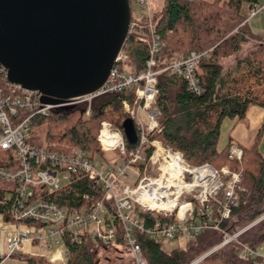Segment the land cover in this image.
I'll use <instances>...</instances> for the list:
<instances>
[{"label": "built area", "instance_id": "1", "mask_svg": "<svg viewBox=\"0 0 264 264\" xmlns=\"http://www.w3.org/2000/svg\"><path fill=\"white\" fill-rule=\"evenodd\" d=\"M130 3L143 13L139 19H131L129 34L136 33V38L149 46V57L140 72L128 68L129 55L124 45L106 82L96 92L52 104L45 103L39 92L10 83L0 65V150L8 151L12 158V167L0 168V187L4 183L16 184L15 192H8L1 201L12 203L11 220L7 222L0 215L1 224L10 225L2 234L3 241L8 240L2 261L15 255L37 256L34 249H38L47 255L44 258L48 262L66 264L69 245L81 243L85 236L107 246L113 244L117 231L106 219L107 204L112 203L135 263L148 264L137 243L136 230L157 243L183 240L188 244L208 229L220 230L221 220L229 218L232 209L240 204V193L244 191L241 172L227 167L218 170L209 164L192 166L181 152L150 138L152 133L162 131L161 111L156 106L159 74L180 76L190 91L200 94L197 68L208 52L191 51L159 68L163 45L153 29L152 0ZM261 9H253L250 18ZM120 93L128 94L122 100L121 115L133 120L136 143L130 144L124 130L109 121L102 122L98 135L103 156L77 147L53 148L44 141L40 146L33 140V117L86 106L84 114L89 118L95 99ZM110 152H117L115 158L106 157ZM230 156L241 161L243 151L235 145ZM75 174H84L100 185L102 198L88 208L73 211L35 198L39 188L52 193L67 185ZM146 215L152 220L149 226ZM244 232L245 229L234 236L225 234L219 247L238 241ZM240 245L243 260L261 255L246 244Z\"/></svg>", "mask_w": 264, "mask_h": 264}, {"label": "trees", "instance_id": "2", "mask_svg": "<svg viewBox=\"0 0 264 264\" xmlns=\"http://www.w3.org/2000/svg\"><path fill=\"white\" fill-rule=\"evenodd\" d=\"M262 6L261 0H162L159 13L153 15V29L163 45L159 68L191 51L208 52V56L201 59L197 68L202 86L200 94L190 91L180 76L169 72L159 74L156 106L161 111L162 131L152 133L150 138L181 152L192 166L209 164L218 170L227 167L241 172L244 191L230 217L221 220L220 230L208 229L184 248L168 252L164 244L136 230L137 243L148 264H192L214 250L197 264H264L262 255L247 260L240 258V242L258 253L264 245V219L246 230L238 241L219 247L225 234L234 236L264 216V155L260 149L264 128L251 146H239L243 151L241 161L230 156L235 146L231 133L227 145L219 148L226 120L233 122L234 127L246 119L251 107L264 106V38L255 35L249 25L251 11ZM134 20L132 18V22ZM135 34H129L124 45L129 55L128 67L140 72L149 57V46L140 42ZM251 40L257 41L259 47L244 57L239 56L243 45ZM233 56L235 61L227 64L226 60ZM127 96V93H120L95 99L89 118L84 114L86 106L54 111L46 117L35 116L32 119L33 140L43 145L38 129L47 126L45 141L53 148L59 145L100 152L101 124L109 121L123 129L127 118L121 115V103ZM9 159H12L9 152L0 150V168L12 167ZM15 189L14 183H4L0 187V215L7 222L11 220L12 203L1 201ZM102 196L100 185L84 174H75L67 185L52 193L39 188L35 198L73 211L90 207ZM107 206V224L117 231L115 242L107 246L85 236L81 243L69 245L66 264H136L125 244L123 225L114 216V206L112 203ZM214 208L217 209L216 205ZM215 213L219 216L217 211ZM145 217L149 226L152 220L148 215ZM15 256L27 264H52L41 256Z\"/></svg>", "mask_w": 264, "mask_h": 264}, {"label": "water", "instance_id": "3", "mask_svg": "<svg viewBox=\"0 0 264 264\" xmlns=\"http://www.w3.org/2000/svg\"><path fill=\"white\" fill-rule=\"evenodd\" d=\"M131 19L130 0H0V65L10 83L45 103L92 94L106 82ZM122 128L136 143L133 120Z\"/></svg>", "mask_w": 264, "mask_h": 264}, {"label": "rangeland", "instance_id": "4", "mask_svg": "<svg viewBox=\"0 0 264 264\" xmlns=\"http://www.w3.org/2000/svg\"><path fill=\"white\" fill-rule=\"evenodd\" d=\"M261 4L264 5V0H261ZM161 5H162V0H152L153 15L155 13H157V12L159 13V11L161 9ZM132 10H133V13H132L133 14V18L139 19L142 16V13H143L142 9H140L137 6H135V4L132 5ZM260 11H263V9L260 10ZM258 14H260V12L257 13V15ZM261 15L264 18V12ZM260 24L261 23L259 22L258 23V26ZM262 26L264 28V23H263ZM256 47H259V43L257 41H252L251 40L250 42H248V43H246V44L243 45L242 51L239 54V56L244 57V56L248 55L251 52V50L256 49ZM235 59H236L235 56H233V57L229 58L228 60H226V63L227 64L228 63H233L235 61ZM129 69H131V68H129ZM131 70H133V69H131ZM233 125H234L233 122H231L230 120H226L225 121V123H224V125L222 127V134H221L220 141H219V148L220 149L224 148L227 145L228 136L230 135V133L232 131ZM46 133H47V126H43V127H41V128L38 129V135H39L38 137L40 138V140L44 141L45 143H46V141H45ZM260 149H261V152L264 155V141H262ZM116 153L117 152L107 153L106 154V157L115 158V154ZM95 154L101 155V156L104 155V154L101 153V151L100 152H95ZM263 219H264V216L262 218H260L259 220H257L253 224L255 225L258 222H260L261 220H263ZM9 227H10L9 224H3L2 225L1 222H0V257L1 258L3 257L2 256V252L4 251L5 253H7V251H8V248H7L8 247V240L6 239V240L3 241L2 234ZM249 228L250 227H247L245 229V231L248 230ZM163 247L165 248V250H167L168 252H170V251H172L174 249H177V248H184L185 247V243L183 242V240H181L179 242H168V241H166L164 243ZM57 253L60 256V254L62 252L61 251H58ZM34 254L37 255V256H41V257H45V255H46L44 253H41L38 249H34ZM261 255H264V254H261ZM48 257L51 258L52 256H48ZM64 262H66V260H64ZM0 264H27V263L25 261H23V260H21V259H19L18 257L15 256V257H11V258H9L7 260L2 261ZM103 264H105V263H103Z\"/></svg>", "mask_w": 264, "mask_h": 264}, {"label": "crops", "instance_id": "5", "mask_svg": "<svg viewBox=\"0 0 264 264\" xmlns=\"http://www.w3.org/2000/svg\"><path fill=\"white\" fill-rule=\"evenodd\" d=\"M262 9L263 11H260V14L251 19L249 25L255 35L264 38V28L262 26L264 18L261 15L264 12V5ZM259 22L261 24L258 26ZM262 128H264V106H253L249 109L246 119L233 127L231 137L236 146L249 147L254 143ZM263 139L264 135L262 141H264ZM259 253L264 254V245L259 248Z\"/></svg>", "mask_w": 264, "mask_h": 264}]
</instances>
